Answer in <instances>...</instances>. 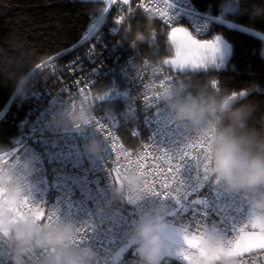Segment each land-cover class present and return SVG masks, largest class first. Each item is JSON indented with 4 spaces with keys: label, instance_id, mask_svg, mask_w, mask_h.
Masks as SVG:
<instances>
[{
    "label": "built area",
    "instance_id": "2783aa9c",
    "mask_svg": "<svg viewBox=\"0 0 264 264\" xmlns=\"http://www.w3.org/2000/svg\"><path fill=\"white\" fill-rule=\"evenodd\" d=\"M93 1L97 2L95 13L90 16L79 41L46 61V78L38 80L36 88L29 89L23 97L32 98L35 109L19 121L11 147L0 153V167L16 165V171L22 172L23 163L30 162V172L24 177L29 202L83 229L78 234L81 242L75 247H91L97 253L94 264H138L139 256L127 254L115 261L114 254L134 236L142 213L157 205L166 209L168 224L178 225L194 235L213 229L221 237L231 238L251 214L246 194L212 185L202 178L199 163L191 160L181 161L177 193V185H171L175 196L162 198L146 193L136 203L122 201L114 194L117 183L112 169L118 165L114 163L112 141L96 125L100 121L111 128L113 136L123 150L133 154V159L151 143L176 156L183 145L200 137L186 124L169 123L168 109L155 98L161 85L178 73L167 66L163 72L155 71L158 60L141 54L130 39L131 30L126 32L125 28L138 12L153 17L164 28L185 23L194 35L205 37L211 30L210 18L193 8V0H177L179 17L176 9L167 7L166 0H129L127 5L122 0L111 4L108 0ZM162 12L172 17L170 23L166 22L168 17L160 15ZM101 14L103 19H95ZM117 18H122V22L116 23ZM91 25L94 28L89 34ZM65 54L69 55L66 61H56ZM106 76H114L124 83L140 102V130L132 132L138 145L133 149L124 146L114 128L103 115L95 112L93 105L94 120L78 130L52 123L67 100L73 104L86 97L89 100L91 86ZM14 97L23 99L17 94ZM92 139H98L103 146L98 155L87 150ZM200 189L201 194L197 195ZM192 199L196 201L188 204ZM10 255L6 246L0 247V264H10ZM46 255L36 249L27 264H41ZM161 264H171V260L164 259ZM213 264H264V250L227 256Z\"/></svg>",
    "mask_w": 264,
    "mask_h": 264
},
{
    "label": "clouds",
    "instance_id": "9594fccd",
    "mask_svg": "<svg viewBox=\"0 0 264 264\" xmlns=\"http://www.w3.org/2000/svg\"><path fill=\"white\" fill-rule=\"evenodd\" d=\"M250 19L264 17V6L245 9ZM149 22L153 17H148ZM130 26L125 31H130ZM149 36L137 31L133 44L147 42ZM164 60L155 63V71L163 72ZM33 68L27 72L7 73L6 79L14 82L15 94L24 97L34 79ZM241 90L236 91L239 93ZM242 99H232V91H219L208 83L196 84L190 76L179 74L166 81L159 90L158 103L168 109L169 123L186 124L191 131L210 140L207 180L229 192L243 193L248 197L252 219L264 224V126L249 123L256 106L247 101L250 89H243ZM94 120L92 103L87 98L73 104L67 100L56 113L54 126H65L75 131ZM87 150L98 155L103 146L92 139ZM16 171V165L0 167V242H6L11 253L10 264H27L36 249H56L58 255H46L41 264H94L97 253L91 247L76 248L71 240L78 236V228L67 219H55L51 224L33 222L31 215L15 219L12 209L26 198L25 175L30 162ZM148 193L135 172H129L122 183L114 188L120 200L140 201ZM169 224L166 209L157 205L145 211L135 225L133 243L137 245L138 264H161ZM205 247L210 250L225 247L222 237L213 229L202 233ZM199 258H196L198 264Z\"/></svg>",
    "mask_w": 264,
    "mask_h": 264
},
{
    "label": "trees",
    "instance_id": "16d2710c",
    "mask_svg": "<svg viewBox=\"0 0 264 264\" xmlns=\"http://www.w3.org/2000/svg\"><path fill=\"white\" fill-rule=\"evenodd\" d=\"M226 1H192L193 8L211 20V30L205 38L217 34L230 45L224 67L177 73L190 76L196 84L211 86L215 80L219 91L250 89L247 101L256 106V111L249 123L259 128L264 126L263 42L252 32L264 36V20L250 19L245 12L250 5H258L259 0H240L239 12L246 15H229L233 24L239 25L236 28H229L216 19L220 5ZM96 7L97 2L93 0H0V153L11 147L19 121L28 117L36 105L29 96L23 99L14 97V82L6 79L7 73L27 72L33 68L34 79L28 91L36 88L38 80L46 78L45 62L71 49L79 41ZM129 25L132 41L137 31L149 36L147 42L136 44L141 54L158 61L170 55L164 41L157 40L156 45H151L152 31L158 32L163 27L159 22L153 19L150 23L147 16L136 12ZM241 28L250 31H241ZM68 57L65 54L56 61L64 62ZM37 65L43 67L37 68ZM99 96L103 99H97ZM89 100L95 112L106 118L127 149L138 145L132 132L140 130V102L132 90L114 76H106L91 86ZM170 260L171 264H184Z\"/></svg>",
    "mask_w": 264,
    "mask_h": 264
},
{
    "label": "snow or ice",
    "instance_id": "6c2138e0",
    "mask_svg": "<svg viewBox=\"0 0 264 264\" xmlns=\"http://www.w3.org/2000/svg\"><path fill=\"white\" fill-rule=\"evenodd\" d=\"M115 0H108V3H114ZM123 4H129V0H122ZM167 7L169 9H176L177 12V0H166ZM260 6H264V0H259ZM254 5H250L252 7ZM242 7L240 0H232L231 10L235 12V15H246L239 12V8ZM106 11V10H105ZM162 17H168L166 22L170 23L172 17L168 12L160 13ZM103 19V14L95 19ZM94 19V20H95ZM219 19V18H216ZM264 20V17L256 18ZM122 18H117L116 23H121ZM229 28H236L239 25L224 21ZM94 25L89 28V34H91ZM115 30V29H114ZM241 31H250L248 28H241ZM253 35H260L259 33L252 32ZM171 38L176 43L175 59H165V64H171L176 68L183 70L186 66H191L193 69L206 68L211 64L214 68H223L226 64L225 53L221 50L222 38L217 36L213 41H199L192 37V35L182 27H175L172 29ZM264 39V36H261ZM230 48V46H229ZM261 56L264 57V52H261ZM43 65H37V68H42ZM163 87V85H161ZM211 86L218 90L217 81L213 80ZM83 94V92H82ZM244 91L239 93L232 92V99H242ZM87 98V97H86ZM159 99V93L155 97ZM97 99H103V96H99ZM147 99V98H146ZM97 128L105 135L106 139L112 141L111 148L115 154L114 163L118 166L113 168L115 173L113 180L115 183H122V179L129 173L135 172L142 180L145 190L153 195L161 196L162 198L173 195L171 189L172 184H176L175 192L177 193L179 188V170L181 168V161L195 160L199 163L202 178L207 179V171L209 166L208 148L210 140L207 137L200 136L195 141L186 143L179 150V154L176 156L170 155L168 152L157 148L153 143L145 145V151L142 154H136L135 159L132 158L133 154L123 150L119 144L117 137L113 136L111 128L105 127L100 121H96ZM135 135V132L133 133ZM151 149V150H149ZM159 152V155L154 153ZM121 160L124 162L121 163ZM159 188V190H157ZM4 189L0 188V195L3 194ZM15 219H22L26 215H31L33 222H43L51 224L55 219V213H48L43 207L35 206L31 204L28 198H24L19 206L12 209ZM252 229V230H248ZM255 229H259L255 231ZM83 229H78V234L82 233ZM225 242V247L210 250L205 247V243L202 235H187L183 234V246L179 249V254L185 261L190 260V256L187 254L186 249H195L200 258L206 261H218L227 256H239L245 253L252 252L254 250H264V224H260L258 221L252 219V214L246 223L241 225L235 230V235L231 238L222 237ZM81 242L79 235L71 240L73 247L77 246ZM6 242H0V247H5ZM44 254L58 255L56 249L44 250ZM35 256V252L29 256V261H32Z\"/></svg>",
    "mask_w": 264,
    "mask_h": 264
},
{
    "label": "rangeland",
    "instance_id": "374dc122",
    "mask_svg": "<svg viewBox=\"0 0 264 264\" xmlns=\"http://www.w3.org/2000/svg\"><path fill=\"white\" fill-rule=\"evenodd\" d=\"M231 8H232V0H227L226 2L221 4L220 8H219V13L216 15V18H219L217 20H219L223 23H225L224 21H228L229 23H233L231 21V19L229 18V15L234 14L235 12H233L231 10ZM175 27H182V28L186 29L192 35V37L194 39L202 41V42L203 41H213L217 36H219L217 34H214L211 37H206V38L205 37H198L190 31L189 27L185 23H178V24H176L170 28L162 27L161 30L158 32L154 30L151 33V45H156L157 40H162L166 43V45L170 51V55L163 58V60L175 59L176 43L171 38L172 29ZM256 36L259 37L260 39H262L261 36H263V35H256ZM262 42H263V46H262L263 48H262L261 52H264V39H262ZM229 46H230L229 43L225 39L222 38L221 50L225 53L226 60H227L229 53H230ZM165 66H167L168 68H170L172 71H174L176 73L177 72L182 73V72H186V71H200V70H204L207 68H214L211 66V64H209V66L206 68H197V69H193L191 66H186L183 70L176 68L175 66H173L171 64H165ZM195 201H196L195 199H192V200L188 201V204H192ZM249 218H250V216L246 219L245 223L247 222V220ZM248 230H252V229H248ZM258 230L259 229H255V231H258ZM183 234H187L190 236L194 235V234L188 232L187 230L181 228L178 225L169 224V229H168V232L166 234L167 239L165 241L164 249H163V259L162 260L173 259V260H177V261L184 263V264H196V258H199L198 264H213V263H217V262H219L225 258V257H223L222 259H220L218 261L209 262V261L204 260L203 258H200L198 252L195 249H186L187 254L190 256V260L185 261L182 258V256L179 254V249L183 246ZM133 237L126 244L122 245L115 252V254H114V260L115 261L121 259L124 255H127V254L139 256L138 252H137V245L135 243H133Z\"/></svg>",
    "mask_w": 264,
    "mask_h": 264
},
{
    "label": "water",
    "instance_id": "95a60500",
    "mask_svg": "<svg viewBox=\"0 0 264 264\" xmlns=\"http://www.w3.org/2000/svg\"><path fill=\"white\" fill-rule=\"evenodd\" d=\"M118 184V183H117Z\"/></svg>",
    "mask_w": 264,
    "mask_h": 264
}]
</instances>
